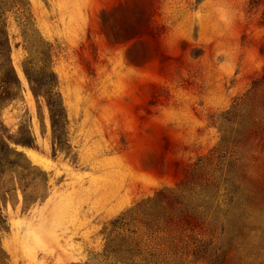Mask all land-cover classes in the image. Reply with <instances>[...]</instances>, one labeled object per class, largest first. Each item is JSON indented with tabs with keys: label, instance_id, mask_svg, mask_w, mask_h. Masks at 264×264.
I'll list each match as a JSON object with an SVG mask.
<instances>
[{
	"label": "rangeland",
	"instance_id": "374dc122",
	"mask_svg": "<svg viewBox=\"0 0 264 264\" xmlns=\"http://www.w3.org/2000/svg\"><path fill=\"white\" fill-rule=\"evenodd\" d=\"M25 1L27 41L33 53L50 45L67 123L60 150L23 74L28 43L9 13L22 90L1 111L0 133L25 143H11L20 154L0 175L11 189L0 200L10 264H166L155 195L209 154L225 114L264 74L261 9L248 0ZM263 96L261 87L247 103L254 119H264ZM256 151L248 183L264 184Z\"/></svg>",
	"mask_w": 264,
	"mask_h": 264
},
{
	"label": "trees",
	"instance_id": "16d2710c",
	"mask_svg": "<svg viewBox=\"0 0 264 264\" xmlns=\"http://www.w3.org/2000/svg\"><path fill=\"white\" fill-rule=\"evenodd\" d=\"M248 5L261 9L264 22V0H248ZM9 13L16 16L28 43L23 74L33 96L44 99L54 142L63 150L67 118L51 69L50 45H39L33 53V45L27 41L32 24L25 0H0V118L22 90L11 60ZM261 87L264 74L252 81L245 96L225 114L230 123L220 127V140L209 154L186 166L175 188L156 193L154 203L163 215L166 264H264V184L248 183L252 181L249 168L259 159L256 148L260 145L264 150V119L251 117L253 109L247 103L256 105L255 93ZM260 107L264 115V96ZM11 143L25 145L1 132L0 175L12 167L10 158L20 154ZM0 190V200L5 203L11 189L2 183ZM4 224L0 213V230ZM0 264H10L1 239Z\"/></svg>",
	"mask_w": 264,
	"mask_h": 264
},
{
	"label": "bare ground",
	"instance_id": "6f19581e",
	"mask_svg": "<svg viewBox=\"0 0 264 264\" xmlns=\"http://www.w3.org/2000/svg\"><path fill=\"white\" fill-rule=\"evenodd\" d=\"M31 154V153H30ZM31 156H34L33 154H31Z\"/></svg>",
	"mask_w": 264,
	"mask_h": 264
}]
</instances>
